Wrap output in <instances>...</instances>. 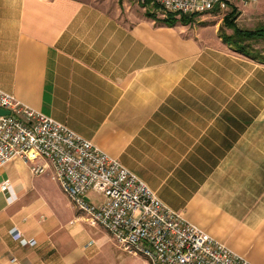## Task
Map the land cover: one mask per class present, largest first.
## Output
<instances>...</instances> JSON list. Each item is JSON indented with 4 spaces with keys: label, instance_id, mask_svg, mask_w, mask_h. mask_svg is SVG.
I'll return each mask as SVG.
<instances>
[{
    "label": "crops",
    "instance_id": "1",
    "mask_svg": "<svg viewBox=\"0 0 264 264\" xmlns=\"http://www.w3.org/2000/svg\"><path fill=\"white\" fill-rule=\"evenodd\" d=\"M116 10L90 0H0V89L66 124L187 221L264 264V63L214 34L136 16L128 5ZM3 180L0 264H147L79 214L55 181L51 201L26 198L49 172L34 175L14 158Z\"/></svg>",
    "mask_w": 264,
    "mask_h": 264
},
{
    "label": "built area",
    "instance_id": "2",
    "mask_svg": "<svg viewBox=\"0 0 264 264\" xmlns=\"http://www.w3.org/2000/svg\"><path fill=\"white\" fill-rule=\"evenodd\" d=\"M168 13L197 15L232 10L256 0H138ZM0 170L19 158L34 175L49 172L71 205L99 226L123 251L147 264H253L180 212L164 204L141 178L118 159L66 124L20 104L0 89ZM10 187L0 182V190ZM89 192L100 198L93 200ZM22 245L35 240L20 238Z\"/></svg>",
    "mask_w": 264,
    "mask_h": 264
},
{
    "label": "rangeland",
    "instance_id": "3",
    "mask_svg": "<svg viewBox=\"0 0 264 264\" xmlns=\"http://www.w3.org/2000/svg\"><path fill=\"white\" fill-rule=\"evenodd\" d=\"M94 1L100 7L115 12L116 11L125 12L126 6H131V13L136 16L142 14V12L149 18L155 20L158 23H162L168 15V12L160 9L156 5L147 3L142 4L137 0H90ZM261 2V3H259ZM238 6V5H237ZM143 7L144 11L141 9ZM230 10L227 11H212L205 12L202 14L192 15L186 23L180 20H176L175 23L183 24L186 29L191 33L192 31L198 30L202 38L212 39L214 36L221 38L223 42L225 39H228V42H225L232 49H235L236 46L240 44H246L248 49L253 50L256 54L264 56V32L261 36L255 35L254 37H247L245 40L240 42L235 41V37L242 39L244 35L238 34V30H252V28L260 27L264 25V0H256L255 3L239 6V9L236 8L235 19L231 22L232 18L229 15ZM174 17L179 19V15L175 14ZM239 17V18H238ZM54 180H49L45 186L40 187L39 190H34L32 193L28 194L26 198L33 199L36 202H40L42 198L46 201H51V198L55 196ZM92 199L95 197L100 198L99 195L90 193ZM59 198H64L61 193L58 195ZM57 199V198H56ZM127 256V255H126ZM126 264H139L140 258L133 257L128 258Z\"/></svg>",
    "mask_w": 264,
    "mask_h": 264
},
{
    "label": "trees",
    "instance_id": "4",
    "mask_svg": "<svg viewBox=\"0 0 264 264\" xmlns=\"http://www.w3.org/2000/svg\"><path fill=\"white\" fill-rule=\"evenodd\" d=\"M147 3L148 2H144L142 4L145 5ZM235 11H236V9L233 8L231 11L228 12L229 15H231V18L233 17L231 22H233V20H235ZM174 15H175L174 13H168L167 17L165 19H163L162 23L166 24L168 26L175 24L176 20H180V21H183L184 23H186V21L192 16V15L191 16L179 15V19H176L174 17ZM263 32H264V28H259V29H255V30H244V31L238 30L237 33L242 34L244 36L242 37V39H238L237 37H235V41L242 43V41L245 40V38L254 37L255 35L261 36V34H263ZM225 42H228V39H225ZM247 47L248 46L246 44H244V42H243V44H240V45L235 47V51H237L243 55L249 56L250 58H252L258 62L264 63V56H262L260 54H256L255 52H253V50L248 49Z\"/></svg>",
    "mask_w": 264,
    "mask_h": 264
},
{
    "label": "water",
    "instance_id": "5",
    "mask_svg": "<svg viewBox=\"0 0 264 264\" xmlns=\"http://www.w3.org/2000/svg\"><path fill=\"white\" fill-rule=\"evenodd\" d=\"M9 114V110L0 108V116Z\"/></svg>",
    "mask_w": 264,
    "mask_h": 264
}]
</instances>
